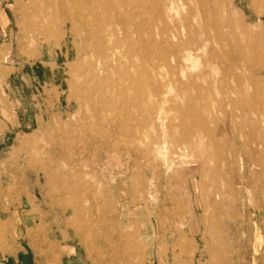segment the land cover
Here are the masks:
<instances>
[{"label":"rangeland","instance_id":"obj_1","mask_svg":"<svg viewBox=\"0 0 264 264\" xmlns=\"http://www.w3.org/2000/svg\"><path fill=\"white\" fill-rule=\"evenodd\" d=\"M85 1L0 0V251L264 264V0ZM189 13L210 36L175 82L152 57Z\"/></svg>","mask_w":264,"mask_h":264},{"label":"bare ground","instance_id":"obj_2","mask_svg":"<svg viewBox=\"0 0 264 264\" xmlns=\"http://www.w3.org/2000/svg\"><path fill=\"white\" fill-rule=\"evenodd\" d=\"M80 1V0H78ZM82 1V0H81ZM75 2V0H74ZM91 2V1H90ZM102 2V1H101ZM100 2V3H101ZM200 2V1H199ZM80 3V2H79ZM87 4L88 2H86L84 0V4ZM77 6V5H76ZM102 6V5H101ZM100 7V6H99ZM190 10V9H189ZM213 11V9H212ZM191 12V10L189 11ZM67 17V16H66ZM184 17V16H183ZM128 19V17H125ZM206 18V17H205ZM203 14L201 15V13L199 15H194L193 13H189V15L186 17V25L183 28L182 31H179L177 33L174 34V39L176 40L175 42H173L172 44V48L169 50V52H166V54H163L161 52H157V54H155L152 58H154V68L156 70H158L159 68H161L163 65H171L174 68L173 71V75H172V79L173 81H177V82H183L185 75V71H183L182 73L180 72V68L183 67L182 64V54L185 57V60H192L194 56V52L196 50H200L203 49L202 47V42L204 40L207 41L208 38V32H207V23L205 20ZM126 21V20H125ZM176 25V23H175ZM229 26V25H228ZM167 28H169L168 26H166ZM128 29V28H127ZM124 31V30H123ZM175 31V28H174ZM164 32V31H163ZM161 33V32H160ZM166 33V31L164 32ZM142 34V33H141ZM170 35V33H169ZM210 36V35H209ZM169 37V36H168ZM169 39V38H168ZM172 40V39H171ZM206 43V42H205ZM171 45V44H170ZM75 46V45H74ZM206 46V45H205ZM207 48V47H206ZM162 51V50H161ZM166 51V49L164 50V52ZM106 54V53H105ZM197 55V54H196ZM197 57V56H196ZM198 58V57H197ZM196 58V59H197ZM199 59V58H198ZM194 68V67H193ZM192 69V68H191ZM189 74V73H188ZM224 74V72H223ZM191 77V76H190ZM196 77V76H195ZM190 80V79H189ZM192 82V81H191ZM186 83V82H184ZM88 84V83H87ZM233 101V100H232ZM218 111H223L224 113L227 111H224V108H221L219 110H216L215 112H213V116L214 119L212 120L213 123L215 124V127L212 129H205L206 133L205 135H200L199 138H204L205 136H210L214 142L218 143V141L216 140L217 135L222 132V127L219 128L221 122H223V120H225L223 117L221 118V122L219 123V112ZM221 113V112H220ZM223 113V114H224ZM222 114V113H221ZM218 121V123H217ZM227 128V127H226ZM220 130V131H219ZM225 130V129H224ZM229 130V128H228ZM227 130V132H228ZM229 134V132H228ZM230 136V134L228 135ZM80 161V160H79ZM81 163V161H80ZM79 163V164H80ZM78 163H76L75 165H79ZM43 170V169H42ZM81 184V183H80ZM83 185V184H82ZM84 186V185H83ZM80 188V187H79ZM91 189V188H90ZM93 191V189H92ZM90 194V193H89ZM89 198V197H88ZM99 199V197H98ZM84 200V199H83ZM90 200V199H89ZM79 202V200H78ZM87 204V203H86ZM89 204V203H88ZM98 204V203H97ZM80 204H77V206ZM83 205V204H82ZM93 206V205H92ZM83 208V207H82ZM91 210V209H90ZM87 214H88V209L86 210ZM77 209H74V214H77ZM86 213V212H85ZM78 215V214H77ZM75 215L74 217L77 218L79 216ZM82 217V216H81ZM81 217H79L77 220H80ZM88 217V216H86ZM95 217V216H94ZM92 217V218H94ZM85 218V217H84ZM86 219V218H85ZM88 219V218H87ZM76 220V219H75ZM76 220V221H77ZM90 220V219H89ZM67 221V220H66ZM91 221V220H90ZM93 221V219H92ZM70 222V221H69ZM79 222V221H78ZM89 222V221H88ZM82 223V222H81ZM80 223V224H81ZM79 227V226H78ZM89 227V226H88ZM87 230V229H86ZM92 231V230H91ZM95 232V231H94ZM86 233V232H85ZM210 249V248H209ZM208 249V250H209ZM211 251V249H210ZM209 251V252H210Z\"/></svg>","mask_w":264,"mask_h":264},{"label":"crops","instance_id":"obj_3","mask_svg":"<svg viewBox=\"0 0 264 264\" xmlns=\"http://www.w3.org/2000/svg\"><path fill=\"white\" fill-rule=\"evenodd\" d=\"M9 223V226L15 236V239L24 236L23 223L21 219H16L15 217L0 218V223ZM14 228V231H13ZM20 251L12 252V249H6L4 253L0 251V264H48L46 257L41 255V253L36 251H29L28 248L25 250L18 248ZM4 254V255H3Z\"/></svg>","mask_w":264,"mask_h":264}]
</instances>
